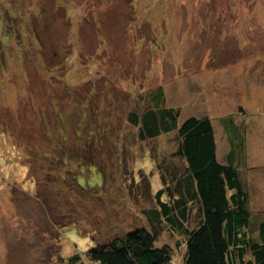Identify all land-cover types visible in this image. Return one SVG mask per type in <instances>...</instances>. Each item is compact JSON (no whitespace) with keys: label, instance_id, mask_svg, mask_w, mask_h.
<instances>
[{"label":"rangeland","instance_id":"1","mask_svg":"<svg viewBox=\"0 0 264 264\" xmlns=\"http://www.w3.org/2000/svg\"><path fill=\"white\" fill-rule=\"evenodd\" d=\"M71 1L18 0L11 30L0 0V264L83 261L92 246L146 229L140 211L155 207L160 177L173 173L175 131L140 142L126 117L156 87L180 108L178 123L209 118L217 161L237 171L252 223L264 222V0H82L75 14ZM86 9L89 22L74 25ZM85 112L111 126L102 141L93 124L72 131ZM48 135L52 148L76 137L77 155L46 164L44 179ZM188 217L189 228L194 208ZM181 239L156 236L173 264H182Z\"/></svg>","mask_w":264,"mask_h":264},{"label":"trees","instance_id":"2","mask_svg":"<svg viewBox=\"0 0 264 264\" xmlns=\"http://www.w3.org/2000/svg\"><path fill=\"white\" fill-rule=\"evenodd\" d=\"M17 2L8 0V10L2 18L11 30L16 24L11 9ZM81 3L82 0H72L70 5L67 4L69 12L75 14L72 7L80 8ZM89 12L86 9L82 15L80 10L82 17L78 18V23L73 21V24L78 26L81 22H89L86 19ZM70 20L67 21L68 30L72 24ZM41 27L44 30L46 28L43 18ZM13 33L16 34V30ZM134 103L140 105V113H128L126 123L136 128V137L140 142L154 140L160 134L175 131L173 139L169 140L173 143V149L168 155L169 160L174 162L173 173L166 182L165 177H160L161 188L152 195L155 207L140 211L146 229L138 228L114 236L89 248L84 253L83 261L73 255L65 264H173L171 248L167 244H158L156 240L157 234L163 229L182 238V264H264V222L257 226L252 223L247 195L237 171L231 164L217 161L213 126L209 118L200 115L178 123L181 110L177 106H167L160 87L138 95ZM83 115L85 121L78 126L71 124L72 131L77 135L83 134L87 128L86 123L93 124L91 130L94 136L98 142L102 141V135L111 126L103 121L97 122L95 118L91 122L92 117L88 116V112ZM85 117L91 120L86 121ZM45 131L50 129L46 127ZM48 138L50 142L47 143L46 151L43 153V148L40 149L39 155V175L44 179L48 178L46 164L57 167L61 156L75 158L77 155L76 137H68L74 142L71 145H64L57 138L55 148H52V136L48 135ZM36 149L34 146L27 147L25 158L34 155ZM50 152H53V158L50 156L47 159ZM27 165L28 174L34 176L36 166L32 163ZM191 208H194L198 217L195 224L188 228ZM251 224L255 227V237L250 234ZM178 243L173 246L177 247Z\"/></svg>","mask_w":264,"mask_h":264}]
</instances>
